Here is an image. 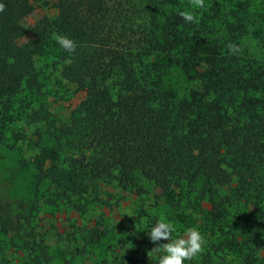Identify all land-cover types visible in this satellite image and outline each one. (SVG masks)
Masks as SVG:
<instances>
[{
    "label": "trees",
    "instance_id": "16d2710c",
    "mask_svg": "<svg viewBox=\"0 0 264 264\" xmlns=\"http://www.w3.org/2000/svg\"><path fill=\"white\" fill-rule=\"evenodd\" d=\"M0 4V150L7 132L44 139L35 197L14 217L0 212V235L29 237L42 207L83 209L98 183L138 192V176L195 214L206 246L190 264H264V62L229 54L244 18L226 20V0H56L27 26L30 0ZM39 61L82 95L67 123L47 108ZM170 67L199 73L198 87L164 88Z\"/></svg>",
    "mask_w": 264,
    "mask_h": 264
},
{
    "label": "rangeland",
    "instance_id": "374dc122",
    "mask_svg": "<svg viewBox=\"0 0 264 264\" xmlns=\"http://www.w3.org/2000/svg\"><path fill=\"white\" fill-rule=\"evenodd\" d=\"M30 1L33 11L23 25L54 14L51 5L56 0ZM226 1L229 4L226 20L234 22L235 18H244L242 33L231 43L238 47L239 54L255 56L264 62V0ZM237 2L244 15H238ZM36 65L44 75L41 79L44 90L50 93L47 108L61 122L67 123L81 100V93L61 80L48 63L39 61ZM199 80V73L186 74L170 67L162 85L179 97L197 88ZM15 132L6 133V147L0 150L4 157L0 160V212L4 210L12 217L20 206L29 208V202L35 197L32 184L37 145L44 141L36 138L34 129L25 128L24 139L17 137L21 133ZM136 182L138 192L123 190L113 183H98L81 210L42 207L35 214L29 213L34 219L25 229L29 237L0 235L2 264H158V256L148 254L155 246L148 238L151 227L161 219L171 222L176 229L173 238H176L188 228L198 229L195 214L177 210L169 195L141 177L136 176ZM45 188L46 183L42 182L39 189ZM22 214L24 217L25 213ZM39 248L44 251L46 260L38 257ZM184 264L190 263L185 261Z\"/></svg>",
    "mask_w": 264,
    "mask_h": 264
},
{
    "label": "clouds",
    "instance_id": "9594fccd",
    "mask_svg": "<svg viewBox=\"0 0 264 264\" xmlns=\"http://www.w3.org/2000/svg\"><path fill=\"white\" fill-rule=\"evenodd\" d=\"M193 8H204V0H190ZM5 6L0 4V12H3ZM180 16L185 23H197L198 19L194 11H183ZM56 43L68 53L76 51V42L67 36L57 34L54 37ZM229 54L239 51L236 45L229 44ZM130 217V216H129ZM118 223V222H117ZM175 226L164 219L159 220L148 232V238L155 246L148 252L158 256V264H184L185 261H191L202 254L206 241L205 237L196 228H188L182 236L173 238ZM160 241H167L160 243ZM163 253L162 255H160Z\"/></svg>",
    "mask_w": 264,
    "mask_h": 264
}]
</instances>
